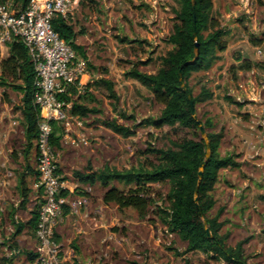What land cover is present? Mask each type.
I'll use <instances>...</instances> for the list:
<instances>
[{
	"label": "rangeland",
	"instance_id": "1",
	"mask_svg": "<svg viewBox=\"0 0 264 264\" xmlns=\"http://www.w3.org/2000/svg\"><path fill=\"white\" fill-rule=\"evenodd\" d=\"M212 3L211 16L224 30L227 48L218 53L219 59L209 70L195 72L189 80L194 95L202 87L213 94L207 101L194 106V115L201 126L207 118L212 121V128L203 127L205 134L223 130L224 139L218 155H233L240 165L219 171L213 191L215 205L210 215L223 207L221 219L227 222L221 232L229 231L228 244L234 246L249 238L244 246L249 256L248 264H264V70L239 69L241 60L264 62V44L254 46L251 43L252 38L260 37L264 31V0H212ZM178 8L175 0H83L80 14L70 18L77 32L80 30L78 42L84 46L86 62L90 64L87 71L95 76L106 70L119 98L115 103L97 89H92V95L87 94L86 104L98 112L83 120L78 131L82 138L75 147L67 148L73 156L68 154V160L72 159L71 171L80 170L88 163L94 170L104 166L116 170L146 166L148 161L154 160L146 153L150 146L171 148L174 141L184 136L205 141L199 129L189 133L178 127L157 130L142 123L146 118L158 116L163 105L155 100L150 90L126 75L132 68L145 73L157 71L160 57L172 49L166 40L173 30ZM7 55L6 45L0 46V74L1 62ZM17 84L20 81L8 79L0 85V144L3 150L0 162L4 163L0 166V178L9 182L5 192L7 200L13 199L12 203L16 200L13 183L23 172L24 164H29V159H23L21 93L12 88ZM112 120L132 130L133 135L124 137L103 123ZM110 184L121 190L129 188L117 181ZM150 186L154 204L144 219L131 208L119 210L114 204H104V189L99 183L92 186L88 191L87 207L82 205L79 210L80 214L88 213L81 225L78 223L82 231L71 233L67 229L65 236L70 242L66 240L60 245V236L57 241L63 262L225 264L223 260H212L211 254L202 251L183 254L186 243L167 229L157 212V208L167 205L164 201L169 184L162 182ZM3 209L0 259L11 254L13 264H31L25 253L17 250L34 251L35 238L22 233L11 239L8 207L3 206ZM14 243L18 249L9 251L8 246ZM73 243L76 248L72 247Z\"/></svg>",
	"mask_w": 264,
	"mask_h": 264
},
{
	"label": "trees",
	"instance_id": "2",
	"mask_svg": "<svg viewBox=\"0 0 264 264\" xmlns=\"http://www.w3.org/2000/svg\"><path fill=\"white\" fill-rule=\"evenodd\" d=\"M175 1L179 8L175 12L173 30L166 40L172 45V49L160 57V65L155 73H145L132 68L126 75L150 90L155 100L163 105L158 116L146 118L142 123L157 130L164 127H178L189 133L198 129V121L191 115L190 102L186 92L191 97L193 108L197 103L205 102L213 96L212 92L204 87L194 95L189 86V80L193 73L209 70L219 59L218 53L226 50L227 42L224 39V30L211 16L212 0ZM79 2L83 5V0ZM13 4L15 9H21L29 4V0H13ZM51 27L65 43L71 46L75 54L86 62L85 49L76 43L78 32L75 31L70 18L65 19L60 15L53 16ZM193 33H195V37ZM251 41L254 46L264 44V31L260 37L252 38ZM195 43L197 44L196 53ZM6 47L8 55L1 62L0 85L5 84L8 79L20 81V84L13 85L12 88L21 93L19 109L22 114L24 136L23 159L27 160L31 150H36L35 141L38 134L39 108L33 103L34 70L27 48L20 41L11 38L6 43ZM86 64L87 67L90 66L87 62ZM254 67L264 70V62L252 63L249 60H241L239 69L250 71ZM103 73L106 74L107 71L104 70ZM180 82L186 92L183 91ZM92 85L94 89L102 91L106 98L115 103L118 102L119 98L114 89V83L110 79L101 77L95 80ZM89 87V84L85 86L83 94H76L75 89L70 88L69 96L61 95V100L71 102V114L85 118L98 112L96 108L88 107L84 100L90 93ZM103 123L124 137L134 133L114 120ZM199 123L201 122L199 121ZM51 126V144L57 152L61 147L62 128L56 122H51ZM203 127H213L210 118L203 122ZM206 137L209 146L208 159H206L207 149L204 140L184 136L174 141L171 148L155 149L150 146L146 153L152 155L154 160L148 161L146 166L141 165L126 170L110 169L104 166L100 170H94L88 163L82 170H74L72 178L89 187L99 183L104 189L102 196L104 204H114L119 210L131 208L137 212L141 219L147 216L150 206L154 204V199L150 197L153 193L150 185L167 182L169 191L164 201L167 205L157 208V212L167 229L175 232L186 243L183 254L202 251L211 254L212 260H223L225 264H248L249 256L246 254L244 246L249 238L242 239L234 246H230L227 242L229 233L221 232L227 222V220L221 219L224 208L219 207L213 216L210 215V211L215 205L213 191L218 181L219 171L226 168H237L240 164L235 161L233 155H218V149L224 139L223 130L207 132ZM202 164L204 165L202 177L200 183L197 184L198 172ZM24 170L35 173L38 180L37 170L29 165H26ZM112 181L123 183L129 188L121 190L111 185ZM16 185L19 196L22 198V206L26 203L29 192L23 172L17 175ZM62 194L69 197L73 193L69 194L67 191H63ZM76 194L89 195L85 190L77 191ZM195 197L197 203L194 201ZM41 203L40 199L30 212V217L26 222L15 220V210L11 207L8 215V220L13 228L11 239L17 237L25 229L34 236ZM68 210L69 207L66 205L64 214ZM206 228L210 231L211 238H207ZM55 239L58 241L57 238ZM15 246L16 243L8 246L9 251L16 248ZM72 247L76 248L74 243ZM25 254L32 264L36 257L35 252H25ZM183 254L176 253V255ZM13 259L14 256L11 254L8 257H2L0 264H13ZM182 264H187V262L184 261Z\"/></svg>",
	"mask_w": 264,
	"mask_h": 264
},
{
	"label": "built area",
	"instance_id": "3",
	"mask_svg": "<svg viewBox=\"0 0 264 264\" xmlns=\"http://www.w3.org/2000/svg\"><path fill=\"white\" fill-rule=\"evenodd\" d=\"M78 2L29 0L25 8L15 9L13 0H0V46L14 38L27 48L34 70L33 103L39 108L36 186L41 190L42 203L34 234L36 257L32 264H65L55 231L64 220L66 205L76 210L85 204L84 198L72 200L62 194L63 191L73 193L74 189L58 175L57 152L51 144V122L68 128L74 117L70 114L71 102L61 100V95L69 96L70 88L76 94H83L89 81L86 62L51 27L53 16L71 18ZM78 139L70 142L76 145ZM83 143L86 144L84 140Z\"/></svg>",
	"mask_w": 264,
	"mask_h": 264
},
{
	"label": "crops",
	"instance_id": "4",
	"mask_svg": "<svg viewBox=\"0 0 264 264\" xmlns=\"http://www.w3.org/2000/svg\"><path fill=\"white\" fill-rule=\"evenodd\" d=\"M82 7H83V5H81L80 2H78L77 6H76V8L74 10V14H73L74 17H76V16H78L80 14V12L82 11ZM74 29H75V31H77V28H75V25H74ZM79 31L80 30H78V32ZM78 38H79V36L76 38V43L81 45L78 42ZM101 74H98V75H95V76H93V75L91 76L89 74V72L87 71V76H88V80H89L87 85L89 84V86H90L89 87V91L91 93H92V89H94L92 84H93V82L95 80H97V79H99L101 77L108 78V76H106L105 73H103L102 75ZM70 114H71V112H70ZM73 116L74 117L71 120V125L68 128H65L62 125V123H56L58 126H60L62 128V134H61V140H60L61 147L57 151L58 175L66 183L67 186H69L70 188L74 189L73 194L71 193L72 196H69V197H71L70 199L73 200L76 197L84 198L85 199V204L84 205H85V208H86L87 205H88V200H89L88 196L89 195L81 196L79 194H76V192L77 191H79V192L83 191L82 189H84L85 191L88 192L89 189H91V187H89L88 185H85V184H81L77 180L72 178V172L74 170L71 171L72 168L69 166L70 160H72V159L68 160V154H71V153H70V151L67 148L70 147V146L71 147H75L76 146V145H73L70 142V139H73V138L74 139H78L79 138L78 131L83 126V120H85V118H87V117L80 118L78 115H73ZM0 121H1V116H0ZM74 136L78 137V138H75ZM80 138H82V137H80ZM1 146L2 145L0 144V160H1V153L3 152ZM30 153H31V155H28V156H31V157L28 158L29 159L28 163L30 165L29 164L28 165L31 166V168L36 170L37 151L35 149H32ZM71 157H73L72 154H71ZM28 159H27V161H28ZM3 165H4V163L0 162V166H3ZM26 165H27V163L24 164V169H25ZM24 169H22V170H23V173H24V176H25V181L27 183V187L29 188V192H28V196H27V199H26V203L24 205H22V206H21L22 198L19 196V192L17 190L16 182L13 183V186H12L13 189H14V192L16 193V200H15V203H12L13 199L7 200L8 199V194L5 192L6 185H8L9 182L7 180H5V179L0 178V220L2 218L1 214H5L3 206H6V207H8V210H7L8 215H9V211H10L11 207H13L14 210H15V214H14L15 220H18L20 222H26L29 219V217H30V212L33 210L34 206L40 200L41 190L38 189L37 186H36V182H37L36 174L35 173H30V172H28L27 170H24ZM82 169H80V170H82ZM75 170H79V169H75ZM0 172H1V170H0ZM7 172H9V171H7ZM7 174H9V173H7ZM69 177H71L72 179L70 178V180H69L68 179ZM68 207H69V210L65 214L63 222L56 228V231H55V236H56L57 240L60 241V237L62 238V241L60 242V245H63V243L66 240L68 241V243L70 242V240H68V237L65 236V233H66L67 229L70 230L71 233H73L75 230H77V232H81L82 231V228L78 227V223H79V225H81L80 223H82L83 218L88 215L87 212L80 214V211H79L80 208H78L76 210H71L70 206H68ZM224 220H226V219L224 218ZM11 228H12V226H11ZM225 231L229 233L228 230H225ZM12 232H13V228H12ZM22 233L30 234V236H32V239H34V236L30 232H28L27 229L22 231ZM34 240H33L32 245H33V248L35 249V246H34L35 241ZM29 242H30V245H31V241H29ZM15 249L17 250L18 247L16 246ZM17 251L18 252L21 251V252H24V253L25 252H29V251H23V250H17ZM246 254H248V253L246 252Z\"/></svg>",
	"mask_w": 264,
	"mask_h": 264
},
{
	"label": "water",
	"instance_id": "5",
	"mask_svg": "<svg viewBox=\"0 0 264 264\" xmlns=\"http://www.w3.org/2000/svg\"><path fill=\"white\" fill-rule=\"evenodd\" d=\"M193 36L195 37V33H193ZM194 49H195V53H196V50H197V44H196V43H195V45H194ZM180 86L182 87L183 91L186 92V89H185V87L183 86L182 82H180ZM186 94H187V97H188L189 102H190L191 115L193 116L194 119H196V118H195V115H194V109H193V104H192V101H191V97L189 96V94H188L187 92H186ZM197 124H198V129H199L201 135L205 137V143H206V149H207V150H206V159H208V157H209V152H208V148H209V146H208L207 139H206L207 137H206V134H205V132H204V128H203V126H201V125L199 124V122H197ZM203 167H204L203 164L200 165L199 172H198V181H197V184L200 183V180H201V177H202V170H203ZM196 193H197V188H196L195 191H194V194H195V195H196ZM194 201H195V203H197V198H196V197L194 198ZM197 208H198V206H197ZM205 233H206L207 238H211V233H210V231H209L207 228L205 229Z\"/></svg>",
	"mask_w": 264,
	"mask_h": 264
}]
</instances>
